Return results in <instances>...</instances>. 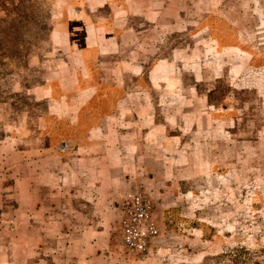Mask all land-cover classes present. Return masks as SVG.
I'll return each instance as SVG.
<instances>
[{
    "label": "crops",
    "instance_id": "1",
    "mask_svg": "<svg viewBox=\"0 0 264 264\" xmlns=\"http://www.w3.org/2000/svg\"><path fill=\"white\" fill-rule=\"evenodd\" d=\"M51 24L0 102V264L264 249V0H58ZM135 194L160 236L121 261Z\"/></svg>",
    "mask_w": 264,
    "mask_h": 264
},
{
    "label": "rangeland",
    "instance_id": "2",
    "mask_svg": "<svg viewBox=\"0 0 264 264\" xmlns=\"http://www.w3.org/2000/svg\"><path fill=\"white\" fill-rule=\"evenodd\" d=\"M57 1L0 0V102L6 98L13 99L19 86L26 90L37 83L34 61L48 49L51 17ZM20 102L28 104V98H20ZM121 214L120 210L110 239V243L117 248L116 258L121 261L142 259L143 256H129L120 249ZM259 242L264 244V233ZM192 258L191 252L186 257L170 252L159 254L154 260L157 259V264H195ZM199 264H264V249L242 250L233 246L213 256L203 255Z\"/></svg>",
    "mask_w": 264,
    "mask_h": 264
},
{
    "label": "built area",
    "instance_id": "3",
    "mask_svg": "<svg viewBox=\"0 0 264 264\" xmlns=\"http://www.w3.org/2000/svg\"><path fill=\"white\" fill-rule=\"evenodd\" d=\"M121 211V251L129 256L145 255L160 235L155 205L149 197L135 194L123 200Z\"/></svg>",
    "mask_w": 264,
    "mask_h": 264
}]
</instances>
